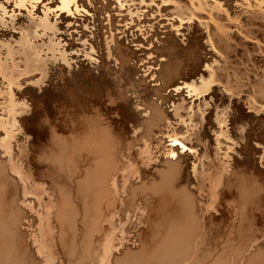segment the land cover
Instances as JSON below:
<instances>
[{"label":"bare ground","instance_id":"bare-ground-1","mask_svg":"<svg viewBox=\"0 0 264 264\" xmlns=\"http://www.w3.org/2000/svg\"><path fill=\"white\" fill-rule=\"evenodd\" d=\"M219 1L187 39L148 37V83L105 17L99 61L55 58L30 21L0 32V264H264V0Z\"/></svg>","mask_w":264,"mask_h":264},{"label":"rangeland","instance_id":"rangeland-1","mask_svg":"<svg viewBox=\"0 0 264 264\" xmlns=\"http://www.w3.org/2000/svg\"><path fill=\"white\" fill-rule=\"evenodd\" d=\"M43 1H45V2H43ZM66 1H67V3H66ZM1 2H2V4H1ZM207 2L211 3V5L208 4ZM216 3H217L216 0L215 1L214 0H202V2L200 0H117V1H114V0H23V1L22 0H0V4H1L0 8L2 9V10L0 9L1 10L0 11V27H2V28H0V29H2V30H0V32L5 33V31H6V29L8 27L12 28V27H14L16 25H19V24L30 23L31 22L30 24H32L34 26L36 25V27H37V30H38L37 35L39 37L43 38L44 44L46 42V45H48L50 47V49L52 50L53 54L56 55L55 58L65 60V57L68 58L69 55H70V56H73L74 58L76 57V59H79V58L82 57L81 59H79V61H82V60L85 61L89 57L88 58H83V56L86 57L85 55L88 52H90V53H88L90 55V58L92 60H96L95 58H98L96 61H99V59H101V58H103V56H105V51L103 50L104 47L102 48V45L100 43V39L98 41L97 38L95 37V35H92V34L94 32H97V29H100L102 27V25L107 24V22L105 23L104 19H103L105 17L108 21H110L111 24H114V22H115L116 27L122 29V30H118L116 32V34H119V36L121 38H123L125 36V34L124 35L122 34V31L123 32L125 31L124 33L130 34L129 33L130 30L131 31L133 29L135 30L134 32L137 35L136 38H135L136 39L135 41H137V42L142 44V48H139V51L146 53L144 55V57L145 56L146 57L145 58L143 57L145 60L142 59V62L144 63V65H143L142 62H141V64H139V65H142L141 68L143 67V69H141V70H145V71H143V73L145 72L144 73L145 76L143 75L140 78V80H142L141 82L144 81V82L148 83L150 77L153 75V72L157 69L156 67H153L155 65V64H153V62L155 63V60L157 59L156 55L158 54V49H159L156 46L152 47V46L147 45V43L145 41L148 40V37H151L154 33H157V32H159V33H167L169 31V29L172 28V32H173L172 33L173 34L172 37H174V38L177 37L178 38V36H180V37L182 36V37H184V39H187V36H188L187 35L188 32L186 30L187 26L194 24V25H197V28L198 27L199 28H203V26H201V23H199V19L198 18L206 17L208 12H213L215 10V6H217ZM218 3L222 4L223 6L225 5V2H223V1H219ZM16 5H18L19 7H17ZM58 5H61V7L59 8ZM117 5H118V7H117ZM240 5H241L240 3H237L236 6H240ZM27 6H30V7H27ZM71 6H72V9H71ZM64 7H67V8H64ZM200 7H201V10H198V9H200ZM203 7L204 8L207 7V10H206V8L204 9ZM29 8H30V11L28 10ZM68 8H70V9H68ZM202 8L204 9V11H202L203 10ZM242 8H245V7H242ZM90 9H92V10H90ZM225 9H227V8L225 7ZM235 9L236 8H234L233 10H230V13H236L237 11L238 12L241 11V9H239V10L238 9L235 10ZM93 10L94 11L96 10V11L94 12ZM178 10H180V12ZM181 10H182L183 13L181 12ZM185 10L186 11L188 10L187 12H190V14H196L198 20L192 19V21L190 22V21L184 19L186 17V15H185V17L183 15L184 14H188V13H184V12H186ZM196 10L198 12H195ZM205 10L206 11L210 10V11H208L206 13ZM234 10H235V12H234ZM66 11H67V13L65 14ZM199 12H202V13L200 14ZM203 12H205L206 15ZM33 13L35 14V16L33 15ZM53 13L54 14L56 13V14L54 15ZM179 13H180V15H179ZM198 13H199V15H198ZM25 14H27V15H25ZM64 14L66 16L67 15L68 16L65 18ZM203 14L205 16H203ZM50 15L52 17H50ZM182 16H183V18H182ZM245 16H247V15H241V16L238 15V18H239V20H241V23L242 22L244 23L245 20H246L245 23H247L248 19ZM58 18H60V19H58ZM62 18H63V20H62ZM242 18H244V19H242ZM51 19H52L53 22L51 21ZM92 19H94V20H92ZM9 20L12 22L11 24L9 23L10 22ZM64 21H66V22H64ZM15 22L18 23V24H16ZM57 22H59V23H57ZM94 22H95V24H94ZM194 22H196V24ZM243 23H242L243 26L246 25L245 23L244 24ZM256 23H258V22H256ZM46 24H49L50 26L49 25L46 26ZM88 24H90V25H88ZM5 26H6V28H5ZM246 26L243 28V30H250V29L258 30L259 29V27H257V26H253L252 28L250 26H248V25H246ZM62 27H64V28L62 29ZM68 27H69V29H68ZM124 27H125V29H124ZM167 27L169 29H166ZM50 28H52V31H51ZM84 28L85 29L87 28V29L85 30ZM3 29H5V30H3ZM46 30H48V32ZM49 30H50V32H53V33H50ZM174 30H176V31L179 30V31L175 33ZM235 30L236 29H232L231 31L234 33V32L237 31V30L236 31ZM201 31H202V29H201ZM12 32H14V31H12ZM58 32H59V35L56 36V34H58ZM144 32L146 33V35H145ZM148 32H150L151 34L148 33ZM186 32H187V34H186ZM14 33H17V32H14ZM41 33H43V34H41ZM238 33L240 34L239 31H238ZM44 34H45V36H44ZM88 34H89V36L91 35L93 38L90 36V40L89 39L87 41L85 40L86 42H88V43L85 44L84 43L85 42L84 39L85 38L86 39L89 38ZM175 34H176V36H175ZM260 34L261 33L258 32V35H260ZM79 35H80V37H79ZM53 36H56V37H53ZM163 36H161V37H163ZM240 36L244 37L245 35L241 34ZM50 37H52V39ZM63 38L66 39V40H64ZM76 39L78 40V42L76 41ZM246 39L248 40L247 43H249V44L260 43L257 40H254V39L251 40V38H246ZM52 40H54V41H52ZM154 41L158 42L156 39ZM35 42H36V44H38V42H40V40L36 41V39H35L34 43ZM79 42H80V44H79ZM91 42H92V44L93 43L94 44L92 45ZM245 42H246V40H245ZM83 43H84V45H83ZM113 43H115V41H113L112 44ZM238 43L235 40L231 41L232 45L233 44L236 45ZM81 45H83V46H81ZM85 45L87 47L86 48L87 49V53L85 52L86 51ZM99 45H101V47ZM148 47L150 48V50H149ZM70 48H72V50H70ZM143 48H144V50H143ZM152 48L154 50H152ZM234 49L236 51H235V53L234 52L231 53L232 56H233L231 59L234 60V61H238L239 57L237 56V53L239 55V51L243 50L244 48L242 46L237 45L236 47H234ZM66 50L69 51V52H67ZM75 50L76 51L78 50V51L76 52ZM66 53L68 54V56H67ZM151 54H153V55H151ZM78 55H79V57H78ZM150 55H151V57H150L151 59L149 58ZM253 56L255 58L257 56V59H259L260 61H262L264 59V57H263L264 53H262L261 56H260V53H253ZM73 57H71V58H73ZM147 58H149L150 60L147 59ZM107 61H109V63L106 62V66H110L111 68H113L111 66V61H110L109 58L107 59ZM150 62H151V64H150ZM146 63H148V65H150V66L152 65V66L151 67L147 66ZM147 67H149V68H147ZM248 68H249V66H248ZM146 69H149V71L150 70L151 71L149 72L147 70V72H146ZM146 74L147 75L148 74H150V75L152 74V75L149 77V76H146ZM147 77H149V79ZM146 79H148V80L146 81ZM214 86L218 87V84L216 83V84L213 85V87ZM220 86H222V85H220ZM184 89L185 88L182 86L181 90L184 91ZM169 91H171V90H169ZM209 94L210 93L205 94L207 97L205 95H203V97L205 99L206 98H210L212 96V92H211V96ZM242 95L239 96V97H242V99H243V97L246 96V94L244 93V95L243 96ZM200 98H202V96ZM238 98H235V99H238ZM195 99H198V98H194V100ZM242 99H241V101L243 102ZM195 102H197V100H195ZM206 102L214 103V99L213 100H209L208 99V101H206ZM209 108L211 109L212 107H209ZM246 108H248V107H246ZM254 112L255 111L250 110V109L247 110V113L253 114ZM262 114L263 113H260L259 115H262Z\"/></svg>","mask_w":264,"mask_h":264}]
</instances>
